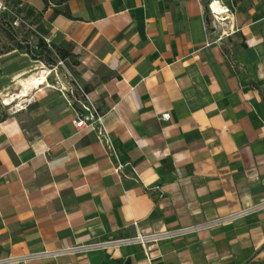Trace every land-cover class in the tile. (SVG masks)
<instances>
[{
	"label": "crops",
	"instance_id": "1",
	"mask_svg": "<svg viewBox=\"0 0 264 264\" xmlns=\"http://www.w3.org/2000/svg\"><path fill=\"white\" fill-rule=\"evenodd\" d=\"M16 1L33 13L37 40L67 56L15 66V50L0 55L1 87L25 107L0 113V259L200 225L264 202V6L239 42L218 45L200 0ZM30 69L45 81L22 96ZM69 77L106 114L111 152L74 128ZM117 164L139 180L120 182ZM147 248L27 264L264 263V209Z\"/></svg>",
	"mask_w": 264,
	"mask_h": 264
},
{
	"label": "built area",
	"instance_id": "2",
	"mask_svg": "<svg viewBox=\"0 0 264 264\" xmlns=\"http://www.w3.org/2000/svg\"><path fill=\"white\" fill-rule=\"evenodd\" d=\"M18 10V8L13 6L12 0H0V16L8 19L11 29L23 30L25 34L27 33L29 35L28 40L30 41L37 39L38 33L34 25L30 20H27L21 12H18ZM42 41L49 49L48 41ZM216 44L221 45V40L217 39ZM64 95L66 97L67 104L73 111V125L76 131L78 133L84 131L94 133L98 141L104 145L107 153L111 152V145L105 121L106 114H104L101 109L92 102L90 95L85 91V89L71 77H69L68 84L64 89ZM162 119L167 121L169 119V115H163ZM112 172L116 175L120 182L124 178L129 177L137 181L139 180L138 171L130 164H117L113 166ZM151 192H153L158 198L161 197L159 188L155 187ZM262 209H264V202L251 207L243 208L240 211L226 217L216 218L200 225L167 230L148 235L136 233L131 237L94 240L63 249L42 250L39 252L27 253L21 256H7L0 259V264H27L30 262L55 259L62 256H79L94 251L107 252L128 246H139L147 253L148 245L183 238L188 235L196 234L200 231H209L215 228L225 227L237 220L245 219L254 215Z\"/></svg>",
	"mask_w": 264,
	"mask_h": 264
},
{
	"label": "rangeland",
	"instance_id": "3",
	"mask_svg": "<svg viewBox=\"0 0 264 264\" xmlns=\"http://www.w3.org/2000/svg\"><path fill=\"white\" fill-rule=\"evenodd\" d=\"M53 3L60 2V0H51ZM203 4H207V8L211 5L213 2H217L219 6L225 11V16L223 15L222 20L218 21L214 16L211 15L210 11L208 10L211 21H212V28L213 32L215 33L216 40L220 39L221 42L226 43L229 39V41L233 44L234 42L240 41V28L246 24H248L251 19H253L256 16V13L261 10V8L264 6V0H200ZM24 10H18V12H21ZM31 23H34L32 21ZM9 28V27H8ZM8 28H5L6 34H3L0 30V53L4 52L7 49H16L17 44H21L24 48L23 50H15L17 54H15L13 60L15 61V66H25L26 64H29V61H32L30 59V56H28L25 53V48L29 49L33 54L36 55V57H39V51L41 50L39 46L37 45V39H33L32 41L28 40L27 42H22V36H25V32L21 29L16 30H9ZM11 35L12 38H16L14 42L9 41L5 35ZM228 43V42H227ZM37 48V49H35ZM48 49V48H47ZM53 50V49H52ZM58 54L56 51L52 52L51 59L54 62L58 61L57 58ZM10 59V58H8ZM7 59V60H8ZM43 60H47V56L44 54H41V57L39 61L44 64ZM45 65V64H44ZM33 74H39L38 71H35L33 69L25 70L24 73H22V78L26 79L29 76ZM41 77V75H39ZM0 80V113L1 114H7V113H17L22 111L25 107L24 105H21L19 102H14V100H10V105H6L4 102L6 99H12L13 95L12 87L8 88L7 90L2 89ZM12 94V95H11ZM6 96V98H5Z\"/></svg>",
	"mask_w": 264,
	"mask_h": 264
},
{
	"label": "trees",
	"instance_id": "4",
	"mask_svg": "<svg viewBox=\"0 0 264 264\" xmlns=\"http://www.w3.org/2000/svg\"><path fill=\"white\" fill-rule=\"evenodd\" d=\"M63 1H64V0H62V2H63ZM12 2H13V6H14L15 8H18L17 6L19 5V3H18L16 0H12ZM203 5H204L205 8H207V4H203ZM22 13H23V16H24L27 20H30L32 17L34 18L33 13L30 12V11H22ZM8 27H9L10 29H9ZM5 28H8L9 30H11V27L9 26V23H8V19H7L6 17L0 16V30H1L2 32H4L3 34H6V33H5V32H6ZM11 31H12V30H11ZM5 36H6V38H7L9 41H11V42H14V40H16V38H12L11 35H8V34H7V35H5ZM28 39H29V35H28L27 33L25 34L24 37L22 36V42H27ZM37 42H38L37 45L39 46V48H40V50H41V52H42V53H40V51H39V55H38L39 57H36V55L33 54L28 48H27V49L25 48V53H26L28 56H30V59H31L32 61H38V62H40L39 59H40V57H41V54H44V55L47 56V60H43V61H44V64H45L46 66H53V65L55 64V62L52 61V60H50V59H51L50 57H51V55H52V51H50L49 49H47L45 43H44L42 40H38ZM23 49H24V48H23L22 45L19 43V44L16 45V49H7V50H5L4 52L0 53V55L5 54V53H8V52H11V51H13V50H23ZM54 51L57 52L58 57H59L61 60H65V58H66V56H67L66 54H64V53H62L61 51L56 50V49H54ZM226 54H228L227 51H226ZM228 63H229V65L235 70L234 65L231 63V61H230L229 59H228ZM248 264H264V263L253 262V263H248Z\"/></svg>",
	"mask_w": 264,
	"mask_h": 264
},
{
	"label": "bare ground",
	"instance_id": "5",
	"mask_svg": "<svg viewBox=\"0 0 264 264\" xmlns=\"http://www.w3.org/2000/svg\"><path fill=\"white\" fill-rule=\"evenodd\" d=\"M209 10H210V13L212 14V16H214V18H216V20H218V21L222 20V18H220V17H222L223 15L225 16V11L219 6V4L217 2L211 3ZM45 75H47V74H45ZM43 81H45V79L43 77H29V78L25 79L23 81V86L25 87V89H24V91L21 92V95L22 96L25 95L27 93L29 87L39 86V85H41V83H43ZM5 98H6V96H5ZM4 103L6 105H10V100L6 99Z\"/></svg>",
	"mask_w": 264,
	"mask_h": 264
}]
</instances>
